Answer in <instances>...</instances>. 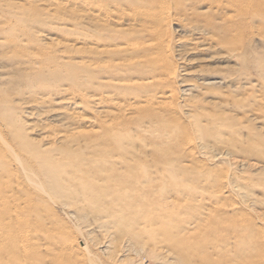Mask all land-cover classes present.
I'll use <instances>...</instances> for the list:
<instances>
[{"label": "rangeland", "instance_id": "rangeland-1", "mask_svg": "<svg viewBox=\"0 0 264 264\" xmlns=\"http://www.w3.org/2000/svg\"><path fill=\"white\" fill-rule=\"evenodd\" d=\"M128 1L0 0V31L5 32L4 36L0 35V100L5 101L6 105L4 120L0 115L1 136L13 149L19 146L30 148L26 146V140L30 145L40 144L38 146H42L44 141L55 144L52 149L55 153L63 152L64 148L65 151L68 148L70 151L74 150L71 152H85L87 148L86 156H92V151L96 149L102 151L111 147L118 150L120 147L121 155L117 154L118 158L115 159L116 162L119 161L117 168L126 166V170L128 167L133 171L135 167L146 168L150 164L145 174L149 179L150 176L155 178L153 173L160 168L163 177L151 181L153 186L147 187L143 194L156 195L161 191L159 186H164L165 194L171 200L169 202L177 201L178 203H175L179 207L175 211L177 217L172 218L174 220L171 227L182 226L186 230V237L196 236V242L204 243L199 245L198 250L203 248L204 251H201L219 264H252L256 257L255 264H264V0H150L149 10L136 7ZM158 8L161 11H157ZM104 21L107 24H104ZM107 28L113 35L108 33ZM116 30L124 32L121 35L129 36L121 37ZM114 32L117 35H114ZM85 34L94 35L88 38ZM201 36L215 39L208 45L205 40H199ZM92 37L96 38L93 40ZM215 40H218V43ZM116 43L120 44V47H117ZM126 44L128 48H125ZM149 45L151 49L146 48L150 50L146 52L145 47ZM135 47L140 49L138 55L132 50L127 51ZM119 48L126 50L120 49L124 50L123 55L119 53L121 56L117 51ZM98 49L110 50L111 54H106L108 57L104 54L96 55L95 50ZM110 55L113 58L109 57ZM103 56L114 62L110 61L107 65L105 61L108 60ZM137 56L156 61L157 58L162 60L165 57L180 68V79L178 84L174 85L178 95L174 99L166 100L158 88L154 89L155 92L152 91L156 94L154 96L149 91L155 88L153 85L157 83L151 85L149 80L139 81L142 80L141 75L134 70L128 71L132 69V66L130 69L128 67L130 62L140 61ZM57 57H60L59 61L62 63L74 62V66L76 61L83 63L84 65L76 64L80 67L72 66L77 72L80 71L79 76L82 71L84 74L81 77L88 78L87 84L84 81L86 77L82 79L87 87H80L77 79L66 81L61 87L63 93L55 97L50 95L47 104L39 105L40 98L31 94L30 82H34L33 74L42 68L43 59L52 60ZM33 59H36L35 62ZM94 61L110 66L112 75L110 74L109 78L106 73L98 75L95 69L100 64L92 65L95 64ZM85 62L87 66H91L90 69L84 67ZM116 63L126 65L124 67L127 69L121 66L124 68L120 73L122 76H118V72L115 73L118 69H123L116 67L119 65ZM84 68L89 71L86 73ZM223 77L227 80V85L225 81L219 85L218 82ZM228 77H232V81ZM213 79H219L218 84H206V80ZM156 82H163L162 78ZM146 83L153 86H147L149 91L146 92L152 95L143 97ZM110 86L113 88L110 89ZM119 86H122V89ZM190 86L193 88L188 96L179 93ZM117 92L119 95H116ZM96 96L100 101L94 99ZM30 99L35 100L34 104H31L33 100ZM169 100L172 103L169 104ZM29 103L31 105H27ZM120 140L123 141L122 144ZM107 141L110 144L106 146ZM126 141L128 144L125 145ZM0 146V152L8 158V152L11 151H6L1 143ZM97 150L94 154H100ZM20 151L19 149L18 152ZM158 164L162 166L158 167ZM115 167L116 165L109 172H114ZM25 175L24 173L23 178H28L29 174L26 177ZM173 176L181 177V180L178 179L179 187L175 184L177 181L173 180ZM29 177L35 179L36 183L40 182L34 176ZM87 182V179L66 182L70 190L59 192L65 200L59 199V193L58 199L53 194L49 195V190L43 187L46 191L42 196L46 203L36 204L28 200L21 205L23 211L18 217L16 213L19 205L16 202L9 201L6 206H3L6 203L0 204V222L6 226L0 247L10 249L12 241L16 243L14 258L17 257L24 264H37V259L45 261L46 264H184V259H178V256L170 251L168 244H163L160 248L162 244H159V232H150L146 240L137 238L136 235L132 239V231L129 230L132 228L115 227L116 218L112 215L115 210L118 212L120 200L112 195L110 201H113V206L107 202L103 203L104 200H109L104 196L95 199V206L93 193L87 189ZM147 182L150 183L149 180ZM95 183L101 188V182ZM74 184L79 189H74ZM28 188L33 193L37 189L31 182ZM168 188L172 191L170 189L169 192ZM83 217L87 219L83 220ZM195 217H199V220ZM185 223H188V226ZM196 226L198 227L194 228ZM132 227L137 229L142 225L135 224ZM26 233L33 235V241L37 242L39 247L42 246L41 250L20 249ZM250 234L254 241L249 237ZM85 247H88V251ZM79 248L88 255L76 254L75 251L80 250ZM258 248L263 252L262 258L257 256L260 254ZM220 249L223 253H220ZM235 254L237 257L241 254L239 260L245 262H239ZM10 260L11 256L5 258L7 264H10ZM191 260V264L204 263L203 258L197 255Z\"/></svg>", "mask_w": 264, "mask_h": 264}, {"label": "bare ground", "instance_id": "bare-ground-1", "mask_svg": "<svg viewBox=\"0 0 264 264\" xmlns=\"http://www.w3.org/2000/svg\"><path fill=\"white\" fill-rule=\"evenodd\" d=\"M128 1V0H127ZM149 1L150 0H129L128 2L129 3H131L132 5L134 4L136 7L137 6H139V7H141L142 9H143V7L144 8H146V9H148V5H149ZM164 1V0H163ZM171 1V0H170ZM176 1V0H175ZM151 3V2H150ZM152 3H153V1H152ZM179 3V2H178ZM182 3V2H181ZM180 3V4H181ZM85 4V3H84ZM91 4V3H90ZM89 4V5H90ZM95 4V3H94ZM164 4V3H163ZM182 5V4H181ZM180 5V6H181ZM183 5H185V4H183ZM88 6V5H87ZM93 6V5H92ZM96 4H95V8H96ZM155 6V5H154ZM90 7V6H89ZM186 7V6H185ZM59 8V7H58ZM94 8V9H95ZM160 8H161V6H160ZM162 9V8H161ZM141 10V9H140ZM149 10V9H148ZM159 10V8L157 9V11ZM156 10H155V12H157ZM159 11H161V10H159ZM153 12V11H152ZM154 13V12H153ZM149 14V13H148ZM164 14V13H163ZM169 14V13H168ZM90 15H91V13H90ZM144 15V14H143ZM123 16V15H122ZM144 16H147V15H144ZM227 19V18H226ZM107 21V20H106ZM106 21H104V24L106 23ZM108 21H109V19H108ZM107 21V22H108ZM107 24V23H106ZM109 24V23H108ZM90 25H92V24H90ZM94 27V26H93ZM97 27H99V26H97ZM96 27V28H97ZM110 27V26H109ZM204 27V26H203ZM120 28V27H119ZM193 28V27H192ZM197 28V27H196ZM108 29V28H107ZM123 29V28H122ZM103 30H104V28H103ZM110 29H108V31H109ZM102 31V30H101ZM114 31V30H113ZM195 31V30H194ZM211 31H212V29H211ZM104 32H106L107 33V30L105 31L104 30ZM112 32V31H111ZM110 31L108 32V33H110V34H112L113 35V33H111ZM116 32L118 33V35L120 36L122 33H124V32H121V30H119V31H117L116 30ZM119 32H121L120 34H119ZM196 32H198V31H196ZM203 32V31H202ZM208 32H209V30H208ZM102 33V32H101ZM117 33L115 34V32H114V35H117ZM195 33V32H194ZM200 33V32H199ZM213 33V32H212ZM211 33V34H212ZM97 34V33H96ZM0 35H2V36H4L5 35V32L4 31H0ZM78 35V34H77ZM84 35V34H83ZM88 35V34H87ZM86 34H85V36L86 37H91V36H93L94 34H92L91 36H87ZM103 35H105V34H103ZM129 36V35H127V34H123V35H121V37H123V36ZM201 35H203V34H201ZM205 35V34H204ZM110 36V35H109ZM199 36H200V34H199ZM86 37L84 38V39H86ZM138 37V36H137ZM207 37V36H206ZM87 38V39H88ZM93 38V37H92ZM96 37H94L93 38V40L95 39ZM120 38V37H119ZM91 39V38H90ZM100 39H101V37H100ZM114 39V38H113ZM116 39V38H115ZM114 39V40H115ZM135 39V38H134ZM137 39V38H136ZM215 39V38H214ZM214 39L211 37V39H207V38H205V37H200L199 38V40H202V42H203V40H205L207 43H208V45H210V43H213L214 42ZM82 40V39H81ZM141 40V39H140ZM85 42L86 41H88V40H84ZM98 41V40H97ZM96 41V42H97ZM112 41V40H111ZM131 41V40H130ZM213 41V42H212ZM116 42H118L117 40H116ZM132 42V41H131ZM131 42H130V44H131ZM141 42H142V40H141ZM215 42L216 43H218V40H215ZM119 43V42H118ZM134 43V42H133ZM95 44V43H94ZM97 44V43H96ZM102 44V43H101ZM117 44V43H116ZM129 44V43H128ZM128 44H126V47L125 48H128L127 47V45ZM143 44V43H142ZM149 44V43H148ZM206 44V43H205ZM103 45V44H102ZM114 45V44H113ZM112 45V46H113ZM120 44H117V47L119 46ZM96 46V45H95ZM116 46V45H115ZM131 45H129V47H130ZM139 46H141V45H139ZM142 46H144V45H142ZM141 46V47H142ZM232 46V45H231ZM98 47V46H97ZM97 47H96V49H97ZM106 47H107V45H106ZM116 47V48H117ZM120 47V46H119ZM121 47H122V45H121ZM132 47V46H131ZM233 47V46H232ZM5 48V47H4ZM95 48V47H94ZM99 48V47H98ZM113 48V47H112ZM125 48H119L117 51H119L118 52V54L119 53H121V55H123L122 53L124 52V50H125ZM133 48V47H132ZM140 48V47H139ZM146 48H149V49H151V45H149L148 47H145V51L146 50H148V49H146ZM120 49H124L123 51H120ZM91 50H93V48H91ZM99 50V49H98ZM95 50L96 52H95V54L96 55H99V54H104L105 56H106V54H109V52H110V50H111V48H110V50L108 51V50H106V49H101V51L99 50ZM116 50H114L113 52L114 53H116ZM131 50H132V52L133 53H135V52H137V55H138V50H140V49H138V48H134V49H127V51L129 52H131ZM126 51V50H125ZM144 51V50H143ZM148 51H150V50H148ZM55 52V51H54ZM53 52V53H54ZM127 52V53H128ZM141 52H142V50H141ZM147 52V51H146ZM93 53V52H92ZM114 53H113V56H115L114 55ZM143 54H144V52H142ZM110 54H111V52H110ZM11 55V54H10ZM57 55H59V54H57ZM116 55H117V53H116ZM120 55V54H119ZM118 55V56H119ZM120 55V56H121ZM36 56V55H35ZM62 56V55H61ZM102 56V55H101ZM100 56V57H101ZM112 55H110L109 57H111ZM113 56H112V58H113ZM237 56V55H236ZM65 57V56H64ZM97 57H99V56H97ZM96 56H95V58H97ZM104 57V56H103ZM106 57H108V56H106ZM106 57H104V58H106ZM159 57H160V55H159ZM28 58H30V57H28ZM37 58H39V57H37ZM45 58V57H44ZM60 58V57H59ZM59 58L57 57V58H54V59H43V61H41V69L38 71V73H36V74H33V81L34 82H30V83H32V84H30V90H31V94H33V95H37L36 97H39L40 99V101H39V105L40 104H43V103H46L48 100V97L50 96V95H53V97H55V96H57V95H60L61 93H63L62 92V89H61V87L63 86L62 84H64L66 81H70V80H74V79H77L80 83L78 84L80 87H83L84 85H85V83L87 84V77L86 76H83V77H86V80H84L83 79V77H81L83 74H82V71H81V75L79 76V74H78V72H80V71H76L77 69H74L73 68V66H74V62L71 64L70 62L71 61H69V63L67 62V63H62V62H60L59 61ZM90 58H92V57H90ZM94 58V57H93ZM136 58V57H135ZM137 58L139 59L140 58V56L138 57L137 56ZM237 58V57H236ZM6 59V58H5ZM62 59V58H61ZM74 59V58H73ZM103 59V58H102ZM102 59H100V60H102ZM107 59V58H106ZM144 59V58H143ZM142 58H140V61H138V60H134V62L132 61V62H130L129 64H131V65H129L128 67H129V69H130V66H132L131 68L132 69H130V70H128V71H132V70H134L137 74H139V75H141L142 76V80H139V81H145V80H149V81H151L150 83H152L151 85H153L154 83H157V84H154L153 86L155 87V88H152V90L151 91H149V88L147 87V86H149L150 84L149 83H146V87H145V89H146V91L144 92V94H142L143 95V97L144 96H146V95H152V94H147L146 92L147 91H149V92H151V93H153V92H155V90H157V88L158 89H161L160 91V94H163L162 96H164V97H166V100L167 99H174L175 97H176V95H178V93L176 92V87H174V85L175 84H178V79H180L179 78V67L178 66H176V65H173L171 62H169V60L168 59H166L165 57H163L162 58V60H160V58L158 59L157 58V60L158 61H156V60H152L151 58V60H149V59H147V60H143ZM235 59V58H234ZM30 60H31V58H30ZM29 60V61H30ZM34 60V59H33ZM32 60V61H33ZM36 60V59H35ZM35 60H34V62H35ZM69 60H71V59H69ZM74 60H76V59H74ZM83 60V59H82ZM82 60H81V62H82ZM108 61H105V62H107L106 64L108 65V62H110L109 61V59H107ZM80 61V60H79ZM85 61V60H84ZM89 63H92L91 62V60H87ZM113 62H114V60H112ZM111 61V62H112ZM117 61V60H116ZM165 61V62H164ZM34 62H32V63H34ZM40 62V61H39ZM66 62V61H65ZM77 63H79L78 61H76ZM95 62V61H94ZM104 62V61H103ZM103 62H101V63H103ZM110 62V63H111ZM118 62V61H117ZM168 62V63H167ZM77 63H75V66H79V65H81V64H83V63H79V65H76ZM87 62H85V64H86ZM96 63L98 64L99 62L97 61V62H95V64H92V65H96ZM171 63V64H170ZM100 64V63H99ZM116 64H119V65H116ZM115 65H116V67H121V66H126V65H121L120 63H116ZM30 65V64H29ZM35 65V64H34ZM36 65H38V64H36ZM35 65V66H36ZM73 65V66H72ZM84 65V64H83ZM112 65H113V63H112ZM114 65V66H115ZM39 66V65H38ZM38 66H36V67H38ZM74 66V67H75ZM97 66V65H96ZM80 67V66H79ZM83 67V66H82ZM84 67H88L87 69H90L91 68V66L89 67V66H87V64H86V66H84ZM109 67L110 66H104V65H99L98 67H96L97 69H95V70H97L98 72H97V74L98 75H104L105 73L107 74L106 76H107V78H109L110 76V74L112 73H110V70L111 69H109ZM123 67H121V68H123ZM86 68H84V70L86 69ZM92 68H94V67H92ZM124 68H126V67H124ZM124 68L122 69V70H119L118 69V71H115V73L116 72H118L119 74L121 73V71H123L124 70ZM113 69V68H112ZM127 69V68H126ZM80 70V69H79ZM83 70V71H84ZM86 71V73L89 71H87V70H85ZM120 71V72H119ZM26 73V72H25ZM115 73H114V75H115ZM117 73V74H118ZM125 73V72H124ZM96 74V75H97ZM116 74V75H117ZM118 74V76H122V74H120L119 75ZM28 75H29V73H28ZM89 75H91V74H89ZM112 75V74H111ZM229 76V75H228ZM30 77V78H31ZM235 77V76H234ZM91 78V77H90ZM121 78V77H120ZM160 78H162V81L163 82H161V83H158V82H156V80H159ZM228 78H230V77H228ZM238 79H239V77H237ZM236 78V79H237ZM243 78V77H242ZM82 79L84 80V81H86L85 83H84V81H82ZM117 79H119V78H117ZM122 79V78H121ZM121 79H119V80H121ZM125 79V78H124ZM231 79H233L232 77L230 78V81H232ZM235 79V78H234ZM235 79V80H236ZM241 79V78H240ZM30 80V79H29ZM112 80L113 81H115L113 78H112ZM126 80V79H125ZM219 79H213V81L212 80H206L205 82H206V84H218L219 83V85H220V83L222 84L225 80H224V77H223V79H221L220 78V81L217 83V81H218ZM222 80V81H221ZM89 81H90V79H89ZM111 81V80H110ZM118 81V80H117ZM128 81V80H127ZM138 80H136V82H139ZM146 81V82H147ZM153 81H155V82H153ZM230 81H228V82H230ZM102 82V81H101ZM103 82H107V81H103ZM109 82V81H108ZM116 82V81H115ZM115 82H113L114 84H115ZM119 82V81H118ZM227 82V80L225 81V83ZM72 83H74L73 81H72ZM111 83H112V81H111ZM110 83V84H111ZM141 83V82H140ZM118 84H120V83H118ZM122 84V83H121ZM128 84H129V82H128ZM147 84H149V85H147ZM224 84V83H223ZM75 85H77V83L75 84ZM77 85V86H78ZM90 85V84H89ZM132 85H133V82H132ZM226 85H227V83H226ZM234 85V84H233ZM86 86V85H85ZM84 86V87H85ZM94 86V85H93ZM111 86H113L112 84H111ZM111 86H110V89H112L111 88ZM118 86V85H117ZM123 86V85H122ZM122 86H119V87H121V89H122ZM134 86V85H133ZM132 86V87H133ZM142 86V85H141ZM140 86V87H141ZM153 86H149V87H153ZM87 87V86H86ZM116 87V86H115ZM114 87V88H115ZM124 87V86H123ZM130 87V86H129ZM129 87H128V89H129ZM143 87V86H142ZM143 87V88H144ZM26 88V87H25ZM91 88V87H90ZM134 88V87H133ZM171 88V89H170ZM192 88H193V86H190V88H188L187 90H181V92H179V93H182L183 94V96H185V95H187L188 96V93L189 92H191V90H192ZM78 89H80L79 87H78ZM83 89V88H82ZM125 89V88H124ZM135 89V88H134ZM137 89V88H136ZM135 89V90H136ZM148 89V90H147ZM155 89V90H154ZM177 89H178V87H177ZM64 90V89H63ZM87 90V89H86ZM143 90V89H142ZM65 91H67V90H65ZM80 91V90H79ZM85 91V90H84ZM113 91V90H112ZM126 91H128L127 89H126ZM125 91V92H126ZM153 91V92H152ZM27 92V91H26ZM81 92V91H80ZM87 92V91H86ZM121 92H122V90H121ZM120 92V93H121ZM131 92V91H130ZM133 92V91H132ZM133 93H135V92H133ZM140 93V92H139ZM146 93V94H145ZM157 93H159V92H157ZM118 94V92L116 93V95ZM123 94H126V93H123ZM128 94H129V91H128ZM136 94H137V92H136ZM135 94V95H136ZM155 93H153V95H154ZM28 95V94H27ZM119 95V94H118ZM135 95H133V97H135ZM138 95V94H137ZM141 95V96H142ZM156 95V94H155ZM154 95V96H155ZM88 96V95H87ZM107 96V95H106ZM109 96H111L110 94H109ZM109 96H107V97H109ZM113 96V95H112ZM10 97H12V96H10ZM15 97H16V95H15ZM92 97V96H91ZM122 97H124V96H122ZM139 97V96H138ZM93 98V97H92ZM91 98V99H92ZM111 98V97H110ZM114 98H115V96H114ZM113 98V99H114ZM151 98V97H150ZM11 99H14V98H11ZM26 99V98H25ZM95 100L96 99H98L97 98V96L94 98ZM144 99V98H143ZM153 99V98H152ZM14 100H16V99H14ZM30 100H33V99H30ZM94 100V101H95ZM99 100V99H98ZM146 100V99H145ZM144 100V101H145ZM23 102H24V100H22ZM22 101H21V103H22ZM28 101H29V98H28ZM35 100H33L32 101V103L31 104H34L33 102H34ZM100 101V100H99ZM99 101H96V102H98L99 103ZM113 101V100H112ZM62 102V101H61ZM60 102V103H61ZM103 102H105L106 103V101H104L103 100ZM108 102V101H107ZM111 102V101H110ZM167 103H168V101H166ZM165 102V103H166ZM9 103V102H8ZM15 103H16V101H15ZM14 103V104H15ZM36 103V102H35ZM97 103V104H98ZM147 103V102H146ZM149 103H150V101H149ZM170 103H172V102H170V100H169V104ZM26 104V103H25ZM30 103L29 104H27V105H31ZM37 104V105H38ZM47 104V103H46ZM95 104V103H94ZM104 104V103H103ZM150 104H152V103H150ZM160 104V103H159ZM164 104V103H163ZM96 106V105H95ZM5 107H6V105H5V101H3V100H0V115H1V117H2V119L4 120V117H6V113H5ZM37 107V106H36ZM38 107H40V106H38ZM159 107H160V105H159ZM41 108V107H40ZM9 112H11V111H9ZM36 113V112H35ZM35 113H33V114H35ZM12 115V114H11ZM32 115V114H31ZM114 123V122H113ZM111 125H112V122H111ZM19 126V125H18ZM113 127V126H112ZM96 128V127H95ZM15 129H17V128H15ZM53 129V128H52ZM99 129V128H98ZM92 130V129H91ZM102 130V129H101ZM19 132V131H18ZM95 133H99V132H95ZM15 134V133H14ZM44 135V134H43ZM54 135V134H53ZM58 135H59V133H58ZM62 135V134H61ZM73 135V134H72ZM105 135V134H104ZM107 135V134H106ZM52 136V135H51ZM103 136V135H102ZM13 137V136H12ZM119 137V136H118ZM129 137H131V136H129ZM55 138V137H54ZM53 138V139H54ZM61 138H63V137H61ZM69 138V137H68ZM105 138V137H104ZM44 139V138H43ZM60 139V138H59ZM67 139V138H66ZM93 139V138H92ZM95 139V138H94ZM97 139V138H96ZM100 139V138H99ZM103 139V137L101 138V142L103 141L102 140ZM104 140H106V138L104 139ZM127 140V139H126ZM130 140H131V138H130ZM129 140V141H130ZM0 143L1 144H3L4 145V147L6 148L5 150L7 151V149H9L8 151H11V152H8L9 153V157L8 158H6V157H4L3 155H2V152H0V204H3V203H6V204H4L3 206H6L8 203L7 202H16L18 205H19V210H18V212L16 213V217H18V216H20L21 215V213H22V211H23V209L21 208V205L23 204V203H27L28 202V200H32V202L33 203H36V204H38V203H41V204H44V202L46 203V200H45V198H44V196H42V193H44L46 190L45 189H48L49 190V195L50 194H53L54 196H56V198H57V196H58V193L61 191V192H64V191H66L67 192V190L69 189L70 190V188H68V183H66V182H72L73 183V180H75V179H87V189L91 192V193H93L92 195V199H93V201H95V199H98V198H102V197H106V198H108L109 200H107V201H105L104 200V202L103 203H106L107 202V204H112L113 206H114V203H113V201H110V198L112 197V195L113 196H115L118 200H120L119 201V209H117L118 210V212L115 214V211H114V213H113V218L115 217L116 218V220L114 221V225H115V227H117V226H119V228L120 227H124V228H132V229H129V230H131L132 232H130L131 234H132V239H133V236H135L136 235V237L138 238V237H140V238H143V240H146L147 239V235H149L150 234V232L152 233V232H159L160 234H159V238H161L160 239V242H159V244H162V246L160 247V248H162L163 247V244L164 245H169L170 246V248H167V246H166V248L167 249H170V251L172 250V252L176 255V256H178V259H184L182 262H184V264H191V263H193L192 262V257L193 256H199V257H201V258H203V260H204V263L205 264H219V262H216V260L215 259H213V258H209V257H207L202 251H204V249L203 248H201L202 249V251H201V249L200 250H198V248L200 247L199 245H201V244H204L203 242H196V236H191V235H187V237H186V234H184V233H186L185 231L186 230H184V228L182 227V226H172L171 227V225H173L172 224V220H174V219H172L173 217L174 218H176L177 216H176V209H178L179 207L177 206V204L175 203V202H177V201H175V202H173L172 201V203L171 202H169V201H171V200H169L170 198L168 197V196H166V194H165V188H164V186H159V188L161 189V191H159L158 193H157V191H156V195H150V196H148L147 194H143L144 192H146L145 191V189L148 187L149 188V186H153V184H151V181H154V180H158V179H160V178H162L163 177V173L158 169V170H156L154 173H153V175L155 176V178H151L152 176H150V179H149V177H147V175H145L146 174V172H148L147 170L148 169H146V168H148L149 167V165L150 164H145V166H146V168H144V167H135V168H133L132 170L133 171H130L129 170V168L127 167V170L125 169L126 168V166H124V168L122 167V166H118V168H117V165H118V162H116L117 160H115V159H117L118 157H116L117 156V154L119 155L121 152H122V148H118V150L117 149H115V148H113V149H111V147L110 146H108V148L110 147V149H106V150H100V149H96L97 151H98V153H100V154H94V152L96 151H92V156L91 155H88L87 154V156L85 155L86 153H88V149L86 148V151H85V149H84V151L85 152H83V151H76V152H71L70 151V149H68L67 148V150L65 151V149L66 148H64V146H63V148H64V151L63 152H57V153H55L54 151L52 152V149H54L55 148V144H50V142H45L44 143V141H43V144H42V146H38V145H40V144H38V145H33V144H31L30 145V143H28L27 142V140H26V142L25 143H27L26 144V146H28V147H30V148H24V147H20L19 146V148L17 147V148H15V149H13V147L11 146V147H9V145L8 144H6V142L4 141V139H3V137L1 136V133H0ZM41 141V140H40ZM75 141V140H74ZM119 141V140H118ZM117 141V144H119V142ZM3 142V143H2ZM34 142V141H33ZM42 142V141H41ZM76 142V141H75ZM106 142V141H105ZM109 141H107V143H108ZM116 142V141H115ZM121 142H123V141H121L120 140V144H122ZM35 143V142H34ZM38 143V142H37ZM106 143V146L107 145H109L110 143H108L107 144ZM130 143V142H129ZM189 143H191V142H189ZM192 143H193V141H192ZM60 144V143H59ZM116 144V145H117ZM125 145L126 144H128L127 143V141L124 143ZM17 145V144H16ZM23 144H21V146H22ZM73 145V144H72ZM76 145V144H75ZM93 145V144H92ZM201 145V144H200ZM199 145V146H200ZM44 146H47V147H44ZM80 146V145H79ZM84 146V145H83ZM82 146V147H83ZM86 146H87V144H86ZM85 146V147H86ZM122 147L124 146V145H121ZM187 146V145H186ZM189 146V145H188ZM187 146V147H188ZM195 146V145H194ZM194 146H192V147H194ZM198 146V145H197ZM60 147H62V146H59V148ZM66 147H67V145H66ZM72 147V146H71ZM81 147V146H80ZM90 146H88V148H89ZM96 147V146H95ZM116 147V146H115ZM201 147V146H200ZM77 148V147H76ZM79 148V147H78ZM125 148V147H124ZM123 148V149H124ZM2 149V147L0 146V150ZM21 150L20 152H18V150ZM75 149V148H74ZM102 149V148H101ZM192 149V148H191ZM203 149V148H202ZM79 150H81L80 148H79ZM132 150V149H131ZM2 151V150H1ZM4 151V150H3ZM74 151V150H73ZM99 151H101V152H99ZM125 150H123V152H124ZM126 151H127V149H126ZM5 152V151H4ZM24 152V153H23ZM52 152V153H51ZM69 152V153H68ZM90 152V151H89ZM128 152V151H127ZM18 153H21V154H24V155H26V156H22V155H18ZM57 154V155H55V154ZM133 154H135V151H133L132 152ZM5 154V153H4ZM125 155H126V153H124ZM187 154H188V152H187ZM189 154H190V152H189ZM188 154V155H189ZM222 154V153H221ZM121 155V154H120ZM125 155H124V157H125ZM138 155V154H137ZM136 155V156H137ZM191 155V154H190ZM122 156H123V154H122ZM140 156V155H139ZM138 156V157H139ZM156 156V155H155ZM162 156V155H161ZM226 156H228V155H226ZM127 157H129L128 155H127ZM154 157V156H153ZM220 157H222V155H220ZM120 158H121V156H120ZM132 158H133V156H132ZM123 159V158H122ZM126 159H128V158H126ZM123 161V160H122ZM141 161V160H140ZM149 161V160H148ZM155 161L156 160H154V163H155ZM160 161H161V159H160ZM126 162V161H125ZM128 163H129V161H127ZM142 162V161H141ZM158 162V161H157ZM162 163H163V160L161 161ZM116 163V164H115ZM133 163V162H132ZM139 163V162H138ZM137 163V164H138ZM152 163V165L154 164L153 162H151ZM116 165V167H115V171L114 172H109V171H111V169L113 168V166H115ZM142 164V163H141ZM110 166H112V167H110ZM141 166H143V165H141ZM151 166V165H150ZM160 165L158 164V167H159ZM162 166V165H161ZM160 166V167H161ZM171 166V165H170ZM152 167H154V166H152ZM155 167H157L156 165H155ZM173 167V166H172ZM176 167V166H175ZM151 168V167H150ZM166 168V167H165ZM174 168V167H173ZM152 169V168H151ZM182 169V168H181ZM125 170V171H124ZM153 170H155V169H153ZM176 171L178 170L179 171V169H175ZM165 171V170H164ZM177 171V172H178ZM166 172V171H165ZM173 172V171H172ZM24 173L26 174V175H30V176H34V177H36V178H38L39 179V183H36L37 181H35L34 182V180L31 178V177H29V175H28V178L26 177V175H25V177H26V179H24L23 178V175H24ZM106 173V174H105ZM174 173V172H173ZM179 173H183V172H179ZM179 173H178V175H179ZM103 174H105V175H103ZM175 174V173H174ZM103 175V176H102ZM176 175V174H175ZM182 175V174H181ZM167 177V176H166ZM175 177H176V179H175ZM173 176V180L175 181H177L175 184L176 185H178L179 183H178V179H180L178 176ZM178 177V178H177ZM29 181H28V180ZM242 179V178H241ZM96 180H98L99 182H101V188H100V185H97L95 182H97L98 183V181H96ZM150 181V183L149 182H147V181ZM181 180V179H180ZM179 180V182H181ZM79 181V180H78ZM77 181V182H78ZM32 183L34 186H35V188H37V189H35V192L33 193V192H31L30 191V188H28V185H29V183ZM83 182V181H82ZM67 184V185H66ZM149 184V185H148ZM169 184V183H168ZM172 184V183H171ZM170 184V185H171ZM175 184H173V185H175ZM233 185V184H232ZM75 186H77L76 184H74V187ZM103 186V187H102ZM43 187L45 188V189H43ZM71 188H72V186H70ZM73 187V188H74ZM178 187H179V185H178ZM234 187V186H233ZM236 187V186H235ZM78 188V187H77ZM76 187L74 188V189H77ZM147 188V189H148ZM241 188V187H240ZM79 189V188H78ZM171 189V188H170ZM169 188H168V191L170 190ZM172 189H173V187H172ZM172 189H171V191H172ZM177 188H175V190H176ZM237 189V188H236ZM42 190H44V191H42ZM71 190H73V189H71ZM138 191H140V192H142L141 194H139L138 193ZM84 192H85V190H84ZM170 192V191H169ZM175 192V191H174ZM173 193V192H172ZM172 193H171V195H172ZM60 194V198L59 199H63V196H62V194L61 193H59ZM154 194H155V191H154ZM167 194H168V192H167ZM45 195L47 196V193H45ZM170 195V194H169ZM79 196H83V195H79ZM48 197V196H47ZM173 197V196H172ZM78 198H80V197H78ZM169 198V199H168ZM49 199H51V197L49 198ZM58 199V198H57ZM66 199V198H65ZM65 199H63V200H65ZM172 199V198H171ZM175 199V198H174ZM187 200V199H186ZM185 200V201H186ZM91 201V200H90ZM184 201V202H185ZM64 203V202H63ZM94 203V202H93ZM178 203V202H177ZM66 204V203H65ZM95 206H97V201H95ZM67 205H69L68 203H67ZM104 205V204H103ZM102 205V206H103ZM101 206V205H100ZM65 207V206H64ZM68 207V206H67ZM66 207V208H67ZM70 208V207H69ZM78 212V211H77ZM181 212V211H180ZM79 213V212H78ZM76 214V213H75ZM183 215V214H182ZM197 216V215H196ZM84 219L83 220H86L87 218H85V217H83ZM196 218V217H195ZM199 218V217H198ZM198 218H196V219H198ZM80 219H81V217H80ZM142 219H145V221L144 220H142ZM195 219V220H196ZM199 220V219H198ZM208 220V219H207ZM198 222V221H197ZM196 222V223H197ZM95 223V222H94ZM195 223V222H194ZM138 225L139 224V226L140 225H142V227H140V228H138L137 227V229H136V227H135V229H133V227L132 226H134V225ZM178 224V223H177ZM174 225H176V223L174 224ZM185 225L186 226H188V223L186 224L185 223ZM170 226V227H169ZM194 226V225H193ZM198 226H196V227H194V228H197ZM88 228V227H87ZM89 229V228H88ZM186 229V228H185ZM199 229V228H198ZM118 230V229H117ZM6 231V226H5V224L3 223V222H0V241H3V233ZM108 231V230H107ZM106 231V232H107ZM188 231V230H187ZM193 232V231H192ZM262 232H263V230H262ZM110 233V232H109ZM109 233L107 234V235H109ZM189 234L191 233V230L188 232ZM187 233V234H188ZM254 233V232H253ZM27 235H25V236H23V241H22V245H21V247H20V249H22L23 251L25 250V251H29L30 249H39V250H41V248L40 247H42L41 245H40V247H39V245H38V243L37 242H34L33 241V235L32 234H29V233H26ZM241 234V233H240ZM106 235V234H105ZM254 235V234H253ZM131 236V235H130ZM252 235L250 234L249 235V237L251 238V239H253L252 237H251ZM111 237V236H110ZM135 237V238H136ZM257 237V236H256ZM134 238V239H135ZM13 239L15 240V238L13 237ZM76 239V238H75ZM247 239H248V241H250V239L247 237ZM256 239V238H255ZM110 240V239H109ZM205 241V240H204ZM253 241H254V239H253ZM75 242V240L74 241H71V244H73ZM110 242H113V241H110ZM194 242H196V243H194ZM40 244V243H39ZM157 244V243H156ZM205 244H208L209 245V243H205ZM222 244V243H221ZM225 244V243H224ZM223 244V245H224ZM252 244V243H251ZM264 244V243H263ZM74 245H76V244H74ZM108 245V244H107ZM127 245V244H126ZM240 245H241V243H240ZM16 246H17V244L15 243H13V241H12V244H11V250L10 249H7L6 247H0V264H7V262L5 261V258H8V257H10L11 256V260H10V264L11 263H13V264H24V262L22 261V260H20V259H18L17 257H15L14 258V255H15V251L17 250L16 249ZM72 246V245H71ZM109 246V245H108ZM207 246V245H206ZM227 246H228V244H227ZM69 247H70V245H69ZM111 247V246H110ZM110 247H108V248H110ZM219 247H220V245H219ZM230 247V246H229ZM71 248V247H70ZM75 248V247H74ZM83 248V247H82ZM82 248H79L80 250H78V251H75L76 252V254H80V255H85V252L86 251H84V250H82ZM88 248V247H87ZM87 248L85 247V250H87ZM107 248V247H106ZM140 248H142V246H140ZM213 248L214 249H216L214 246H213ZM212 248V249H213ZM222 248V247H221ZM227 248V247H226ZM264 248V247H263ZM262 248V249H263ZM75 249H77V248H75ZM105 249V248H104ZM124 249H126V247L124 248ZM129 249V248H128ZM223 249V248H222ZM222 249H220L221 251H220V253L222 252ZM259 249H261V248H258V253H260L259 255H257L258 257H260L261 256V258H262V255H264V254H262L261 255V253H263L261 250V252L259 251ZM71 251H72V249H70ZM143 250V249H142ZM218 250V249H217ZM254 252H255V250L254 249H252ZM88 251V250H87ZM106 251H108V250H106ZM126 251V250H125ZM131 251V250H130ZM211 251V250H210ZM225 251V250H224ZM233 251V250H232ZM252 251V252H253ZM263 251H264V249H263ZM239 252H241V250H239ZM244 251H242V253H243ZM247 252V251H246ZM253 252V253H254ZM73 253V252H72ZM88 253V252H87ZM135 253V252H134ZM153 253V252H152ZM171 253V252H170ZM223 253V252H222ZM232 253V252H231ZM252 253V254H253ZM133 254V253H132ZM238 254V253H237ZM237 254H235L236 255V257L238 256ZM249 254V253H248ZM248 254H247V256H246V258H247V260H248ZM86 255H88V254H86ZM85 255V256H86ZM173 254H171V256H172ZM242 255L240 254V256L239 257H237L238 258V261L239 262H241L239 259H240V257H241ZM245 256V255H244ZM243 256V257H244ZM232 257H234V255L232 256ZM256 257V256H255ZM14 258V260H13V262H12V259ZM235 258V257H234ZM253 258V257H252ZM197 259V261H198V258H196ZM254 259V258H253ZM259 259V258H258ZM264 259V258H263ZM191 260V261H190ZM194 261H195V259H193ZM237 260V259H236ZM250 260V259H249ZM255 260V259H254ZM254 260H251V261H254ZM262 260V259H261ZM260 260V261H261ZM121 261H122V259H121ZM124 261V260H123ZM221 261V260H220ZM256 261H257V257H256V260L254 261V263H252V264H255L256 263ZM125 262V261H124ZM167 262V261H166ZM170 262V261H169ZM190 262V263H189ZM202 262V261H201ZM242 262H245V261H243L242 260ZM241 262V263H242ZM36 263L37 264H46L45 263V261H43V260H41V259H37L36 260ZM126 263V262H125ZM204 263H197V264H204ZM224 263H225V261H224ZM236 263V262H235ZM49 264H51V262L49 263ZM52 264H54V263H52ZM61 264H69V263H61ZM71 264V263H70ZM168 264H170V263H168ZM173 264V263H172ZM196 264V263H195ZM231 264H233L232 262H231ZM237 264V263H236ZM248 264V263H247Z\"/></svg>", "mask_w": 264, "mask_h": 264}]
</instances>
